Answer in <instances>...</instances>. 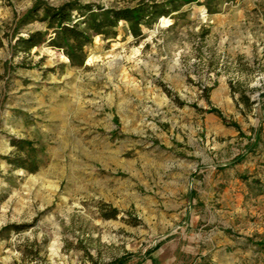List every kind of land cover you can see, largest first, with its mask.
I'll use <instances>...</instances> for the list:
<instances>
[{
	"label": "rangeland",
	"instance_id": "374dc122",
	"mask_svg": "<svg viewBox=\"0 0 264 264\" xmlns=\"http://www.w3.org/2000/svg\"><path fill=\"white\" fill-rule=\"evenodd\" d=\"M38 1L164 0H0V264H199L189 248L206 232L237 233L205 201L221 190L210 165L264 146V0H199L138 38L122 21L82 67L48 42L17 44L47 31L18 27ZM13 140L32 143L38 171L10 163ZM248 220L264 229V214Z\"/></svg>",
	"mask_w": 264,
	"mask_h": 264
},
{
	"label": "trees",
	"instance_id": "16d2710c",
	"mask_svg": "<svg viewBox=\"0 0 264 264\" xmlns=\"http://www.w3.org/2000/svg\"><path fill=\"white\" fill-rule=\"evenodd\" d=\"M192 3H199V0H164L154 1L152 4L142 1L134 7L120 9L105 8L95 4L79 5L77 2L51 7L44 6L38 1L19 19L18 27L39 20L47 25V31L35 32L26 38H19L17 44L25 51H31L39 44L48 42L53 49L63 51L72 66L82 67L87 61L86 49L93 44L94 37L117 36V28L122 21L128 25L134 37H141L143 26H152L162 16L179 12L185 5ZM41 11L44 14L39 17ZM50 31L52 36L45 39ZM209 112L225 120L218 109ZM232 126L239 128L236 124ZM12 144L18 148L19 157L15 161L10 160V163L30 173L38 171L40 165L32 143L26 140H13Z\"/></svg>",
	"mask_w": 264,
	"mask_h": 264
},
{
	"label": "crops",
	"instance_id": "0c3cea01",
	"mask_svg": "<svg viewBox=\"0 0 264 264\" xmlns=\"http://www.w3.org/2000/svg\"><path fill=\"white\" fill-rule=\"evenodd\" d=\"M226 132L232 134L230 130ZM252 155L255 161L210 165L218 173L221 190L216 195L205 196V201L215 200L219 223H231L233 232L237 233L233 236L224 228L206 232V241L197 245L198 249L192 245L189 248L200 251L196 259L199 264H263L261 253L256 252L254 236L261 234L264 241V229L256 233L248 219L253 214H264V146Z\"/></svg>",
	"mask_w": 264,
	"mask_h": 264
},
{
	"label": "bare ground",
	"instance_id": "6f19581e",
	"mask_svg": "<svg viewBox=\"0 0 264 264\" xmlns=\"http://www.w3.org/2000/svg\"><path fill=\"white\" fill-rule=\"evenodd\" d=\"M165 21V20H164Z\"/></svg>",
	"mask_w": 264,
	"mask_h": 264
}]
</instances>
